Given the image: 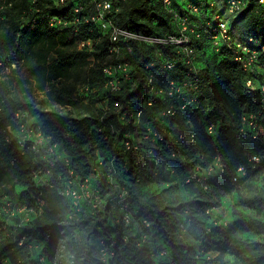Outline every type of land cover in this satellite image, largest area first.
Listing matches in <instances>:
<instances>
[{
    "label": "trees",
    "instance_id": "16d2710c",
    "mask_svg": "<svg viewBox=\"0 0 264 264\" xmlns=\"http://www.w3.org/2000/svg\"><path fill=\"white\" fill-rule=\"evenodd\" d=\"M111 1L110 17L124 28L156 35L179 30L178 24L176 29L171 25L176 18L162 0ZM211 1L177 4L173 0L172 8L184 14L190 2L198 3L200 11L192 21L201 28L218 9L225 8V1L215 0V6ZM245 2L230 22L232 44L205 36L194 38L197 51L191 65L170 45L132 42V51L122 44L120 53H111L110 33L99 22L88 21L95 13L96 0H0V71L25 65L28 77L20 85L46 91L47 99L59 105L77 107L89 98L92 103L80 116L62 114L38 106L33 98L11 94L0 80V211L5 199L15 198L29 206L37 200L43 202L21 225H14L20 216L7 224L0 214V226L7 233L0 243V264H42L30 262L31 253L38 248L57 264L68 244L71 264H201L200 255L183 238L184 233L203 240L208 251L218 252L220 258L228 252L236 256L242 253L244 241L238 233H264V220L259 219L237 220L231 228L208 230L207 211L220 206L222 197L245 179L264 173V103L258 90L249 92L246 72L235 51L236 42H246L260 51L264 61V4L259 0ZM79 3L82 10L76 13ZM52 17H60L62 22L50 24ZM160 26L167 31H158ZM83 42L90 44L81 46ZM168 62L175 65L170 68ZM118 63L130 66L128 78L122 79L121 90L110 91L105 87L104 69ZM151 75L159 87L186 80L191 86L183 90L181 98L152 94L147 85ZM252 75L259 74L255 71ZM94 88L108 96L106 107L96 106L91 93ZM168 106L174 114L163 116L161 112ZM148 108H155L161 118H149L148 124L140 127L121 119L125 112L142 109L145 114ZM17 111H25L27 119L38 116L30 124L40 126L51 143L59 146L58 152L69 159L68 165L61 161L50 165L34 150L20 148L8 129L16 127L13 117ZM250 115L257 117L261 128L246 125L244 117ZM164 121L169 129L165 135L160 126ZM210 125L215 127L214 134L208 131ZM155 132L160 135L155 136ZM115 153L128 159V172H120ZM255 156H261V161L253 160ZM98 158H104L105 166L94 170L92 159ZM216 158L222 164L221 179L213 174ZM210 166L213 171L200 182ZM33 169L42 170L38 177L44 179H35ZM170 172L191 187L188 198L160 200L157 194L141 190L143 185L167 181ZM69 180L76 184L87 181L89 189L100 196L101 205L93 209L90 201L83 199L78 210L70 198L59 193ZM17 186L25 188L22 194L17 193ZM123 190L127 209L117 200ZM244 204L261 213L264 194L248 196ZM125 213L131 217L129 223L123 220ZM70 214L76 215L70 218ZM183 223L187 224L185 230ZM159 241L168 261L155 258ZM102 242L110 253L108 261L100 255ZM221 264L235 263L223 260ZM249 264H264V254L250 257Z\"/></svg>",
    "mask_w": 264,
    "mask_h": 264
},
{
    "label": "built area",
    "instance_id": "2783aa9c",
    "mask_svg": "<svg viewBox=\"0 0 264 264\" xmlns=\"http://www.w3.org/2000/svg\"><path fill=\"white\" fill-rule=\"evenodd\" d=\"M66 0H61L65 2ZM225 1V8L218 9L212 18L209 21H206L205 24L200 28L196 26L192 18L195 15L199 14L200 6L196 2H190L186 7V12L180 14L177 11L173 10V0H162L164 6L174 13V16L178 24L177 33H167V34H148L143 32L134 31L122 27L117 22L113 21L110 17V12L113 8L111 0H96L95 3V13L90 15V19L93 22H99L103 30L110 33V38L113 43L112 47L109 49L111 53H120L121 45L127 44L130 51H132V42L137 43L138 45L145 46H167L170 45L177 50V54L186 60L188 64L193 63L196 56V47L193 43L194 38H201L203 36L207 37L210 40H224L229 46L232 44L231 34H230V22L233 16H235L245 5V0H220V2ZM264 4V0H259ZM211 6H215V0L210 2ZM82 10V4L79 3L75 8V12H80ZM76 21L79 18L75 19ZM50 24L61 23L62 18L52 17ZM251 43L254 42L253 38H250ZM256 43V42H255ZM90 44V42H83L81 46ZM236 59L240 62L243 67V70L246 72V86L250 91L258 90L260 99L264 103V61L260 60V51L257 48H252L246 42H236ZM264 49V48H263ZM157 54H161L160 51ZM174 62H168L166 66L173 67ZM130 66L127 63H118L115 65H110L104 69L106 74L105 87L110 91H119L122 87V79L128 78ZM259 75L254 76L252 72H255ZM189 76H192L191 71L188 72ZM148 90L152 94L163 95L168 94L170 96H177L181 98L183 90L190 89V81L184 82H174L171 81L169 84L163 88L159 87L158 81L154 76H149L148 81ZM89 90V88H84ZM192 101V100H191ZM190 101V102H191ZM189 102V103H190ZM118 105V104H116ZM264 109V104L262 105ZM163 116H168L174 114V109L172 106L165 107L162 110ZM144 116V111L142 109L136 112H125L122 114L121 119L125 124H132L134 126L140 127L142 117ZM13 120L16 122V127L13 128L9 126L8 129L12 135L17 138L20 148L22 150L31 149L39 153L44 160H47L50 165H54L56 162L61 161L65 164H69V159L62 153L58 152L59 146L53 144L50 141V138L46 137L43 132L40 130V126L36 127L35 125L30 124L29 119H27V113L25 111H17L14 114ZM244 121L247 126H251L254 130H258L261 126L258 123L257 117L255 115L245 116ZM148 124V123H147ZM148 130H151V127H148ZM210 134L215 133L214 125L208 127ZM159 132H155V136H159ZM127 147H130V142H126ZM261 156H255L253 160L259 162L261 161ZM243 170L241 167L239 171ZM213 171V167L210 166L207 170L204 171V176L199 179L200 182L206 180V175ZM42 170H32V174L35 179L43 180L44 177H38L41 174ZM50 172V169L47 170ZM203 174V173H202ZM47 180V179H46ZM59 193L65 197L70 198L74 206L79 210L81 201L88 200L90 201L92 208L96 209L101 205V198L96 192H92L89 189L87 181L81 184H76L73 180L65 182V184L59 188ZM126 191L123 190L118 195V202L122 203V208L127 209L128 204L125 202ZM43 202L37 200L34 206H29L27 203L19 202L17 199H5L4 203L1 205L0 214L6 220L7 224L10 223V219L13 217L20 216V221L14 223L15 226L21 225L24 222H27L33 214L36 213L40 205ZM76 214H70V218ZM125 223H129L131 217L129 214L125 213L123 216ZM147 226L149 223L144 221ZM186 223L182 224V228L186 229ZM100 255L104 261H108L110 253L108 249L104 246L100 247Z\"/></svg>",
    "mask_w": 264,
    "mask_h": 264
},
{
    "label": "rangeland",
    "instance_id": "374dc122",
    "mask_svg": "<svg viewBox=\"0 0 264 264\" xmlns=\"http://www.w3.org/2000/svg\"><path fill=\"white\" fill-rule=\"evenodd\" d=\"M177 4L185 3L186 0H175ZM177 20L171 22V25L174 29H176ZM160 32H166L165 26H160L158 28ZM206 46V44H203ZM156 53V50L153 51ZM123 57V56H122ZM93 60V58L91 59ZM93 65V64H92ZM28 77L27 68L25 65L16 66L15 70H11V68H3L0 71V80L4 81L8 86L11 94L17 93L22 97L33 98L35 103L38 106H43L45 108L55 110L62 114H68L72 116H80L84 114L87 110V107L91 105L89 98L88 100L82 101L80 106L77 107H69L63 106L59 104H55L47 99L46 91H41L38 89H33L29 84L20 85V81L24 80ZM15 78V79H13ZM25 88V89H24ZM28 88V89H27ZM30 90V91H29ZM32 91V92H31ZM93 94L92 98L97 101L96 106L98 108H104L108 105V96L100 91V88H94L91 92ZM78 97L81 95L78 93ZM46 101L44 103L43 101ZM38 116L35 118H29V121L37 120ZM149 118H156L157 120L161 117L159 113L155 111V108H148L142 117L141 124L146 125L149 122ZM164 120V118H162ZM161 119V120H162ZM162 129V134H168V123L164 121V123L160 124ZM111 155H109L110 157ZM113 156L117 157V163L119 165L120 172H128L130 170L131 165L128 162V159L120 153L113 154ZM104 158L92 159L94 163V170H101L105 166L103 163ZM214 177L215 179L222 178V164L218 158L215 159L214 162ZM168 179L165 182L159 184H149L141 186V190L145 194H157L160 200H172L175 202H179L183 198H188L191 195V187H187V185L183 184L182 181L176 177L173 173H167ZM24 187L17 186L16 191L18 194H22L24 191ZM254 194H264V173L259 174L255 177L247 178L243 183L237 185L234 191L229 194H226L221 199V204L218 207L211 208L207 211L208 217V230L212 231L216 227L228 229L234 226V223L237 220H241L242 222H246L250 219H259L264 220V211L258 213L254 208L247 206L244 204L246 198L248 196ZM15 199V198H14ZM14 218V217H13ZM10 219V222L14 223L17 219ZM5 228L0 226V243L3 242L7 233L4 231ZM183 238L188 242L191 248L200 255L199 258L201 264H221L223 260H228L235 264H249L250 257H256L258 255L264 254V233L258 234L254 231H249L245 233H238V237L243 239V251L240 255L236 256L231 253H225L222 258L219 257V253L215 251H208V245L203 242V240H194L189 233H184ZM215 239L218 236L214 237ZM259 242V244L254 243ZM155 249L157 250L155 258L157 260L168 261L169 255L163 251V244L159 241L155 245ZM44 254V255H43ZM44 256L45 259H42ZM60 261L57 264H71L72 263V251L68 244V248H64L62 252V256H60ZM30 262H38L42 264H52L50 261V256L46 255L40 248L35 249L31 253ZM4 264H11L9 261H5Z\"/></svg>",
    "mask_w": 264,
    "mask_h": 264
}]
</instances>
